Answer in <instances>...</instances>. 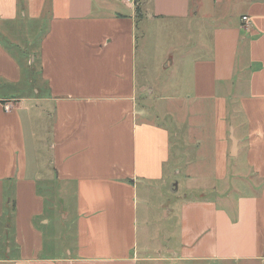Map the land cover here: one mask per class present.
<instances>
[{
    "label": "crops",
    "instance_id": "1",
    "mask_svg": "<svg viewBox=\"0 0 264 264\" xmlns=\"http://www.w3.org/2000/svg\"><path fill=\"white\" fill-rule=\"evenodd\" d=\"M138 5L0 0V264H139L152 211L141 188L179 176L181 152L195 190L237 177L243 189L183 203L180 248L167 254L264 264V0ZM163 21L184 36L167 53L180 74L167 100L189 107L171 110L168 126L136 77L139 25ZM239 156L242 176L225 164Z\"/></svg>",
    "mask_w": 264,
    "mask_h": 264
},
{
    "label": "rangeland",
    "instance_id": "2",
    "mask_svg": "<svg viewBox=\"0 0 264 264\" xmlns=\"http://www.w3.org/2000/svg\"><path fill=\"white\" fill-rule=\"evenodd\" d=\"M157 27H160L158 29ZM21 31L30 29L28 22L18 27ZM183 28L176 22H160L154 24L145 30L143 24L139 25V31L137 33V67L136 77L138 80L144 79L149 88L153 91L150 96V101L147 106L157 110L159 115V123L164 126H168L167 114L173 111L180 110L182 107L189 110V107L183 103V101H177L171 103L168 99L173 93L180 91L178 74V59L167 55L170 50H174L175 46L180 42V38L183 36ZM184 37V36H183ZM6 37L0 36V41H3ZM2 43V42H1ZM182 43V42H180ZM22 41H17L15 44L16 49L21 48ZM182 46V44L180 45ZM168 56V57H166ZM172 57V58H171ZM174 61L175 64L171 68L165 67L168 62ZM35 76V83H38L37 74ZM167 97V98H166ZM173 113V112H172ZM239 117L234 119L237 123ZM229 141L230 133H229ZM183 140V137L180 138ZM193 139L192 145H188L190 159L192 163L196 162L197 147ZM183 150L184 146H177V152ZM181 157L176 158L177 171L179 176H173V178L167 179L165 182L151 185L149 188H141L140 194L147 192L150 195L152 211L146 218L147 223L145 227L148 229L147 235L141 242H147L149 245V253L141 254L142 261L139 264H202V263H183L177 259L174 254H167L168 249L174 251L180 248V210L183 203L187 201L201 200L203 197H215L217 193L222 190H227L231 186L236 187L237 192L242 191V184L240 178H232L227 180H217L214 184L216 189L214 191L195 190L194 186H190L184 180L183 162L184 154H179ZM243 158L239 156L237 159H227L226 163L229 169L232 167L237 174L242 176L246 170L242 167ZM228 169V168H227ZM212 174L213 170H203L202 174ZM62 203L61 201L58 204ZM66 203V201H64ZM71 219V218H70ZM60 220V219H59ZM143 218H140L139 225H142ZM70 222L64 223L65 232L56 234L58 239L60 237L63 244L70 243L73 240V234L66 232V228ZM59 231V230H58ZM140 232V231H139ZM140 241V240H139ZM162 258H167L162 261ZM159 258V259H158ZM208 264V263H203ZM210 264V263H209ZM216 264V263H215ZM251 264V263H240Z\"/></svg>",
    "mask_w": 264,
    "mask_h": 264
},
{
    "label": "built area",
    "instance_id": "3",
    "mask_svg": "<svg viewBox=\"0 0 264 264\" xmlns=\"http://www.w3.org/2000/svg\"><path fill=\"white\" fill-rule=\"evenodd\" d=\"M122 2L126 3V4H135V0H121ZM243 21H247V18H243ZM5 109L8 110L9 106H5Z\"/></svg>",
    "mask_w": 264,
    "mask_h": 264
},
{
    "label": "water",
    "instance_id": "4",
    "mask_svg": "<svg viewBox=\"0 0 264 264\" xmlns=\"http://www.w3.org/2000/svg\"><path fill=\"white\" fill-rule=\"evenodd\" d=\"M235 142H236L235 139L233 137H231V143H232L233 150H234V147H235V144H236Z\"/></svg>",
    "mask_w": 264,
    "mask_h": 264
},
{
    "label": "trees",
    "instance_id": "5",
    "mask_svg": "<svg viewBox=\"0 0 264 264\" xmlns=\"http://www.w3.org/2000/svg\"><path fill=\"white\" fill-rule=\"evenodd\" d=\"M138 2H139V0H135V5H137L136 10H139V9H138V7H139Z\"/></svg>",
    "mask_w": 264,
    "mask_h": 264
}]
</instances>
